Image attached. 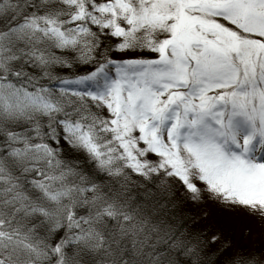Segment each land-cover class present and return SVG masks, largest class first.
Returning a JSON list of instances; mask_svg holds the SVG:
<instances>
[{
	"label": "snow or ice",
	"instance_id": "obj_1",
	"mask_svg": "<svg viewBox=\"0 0 264 264\" xmlns=\"http://www.w3.org/2000/svg\"><path fill=\"white\" fill-rule=\"evenodd\" d=\"M0 264H264V0H0Z\"/></svg>",
	"mask_w": 264,
	"mask_h": 264
}]
</instances>
